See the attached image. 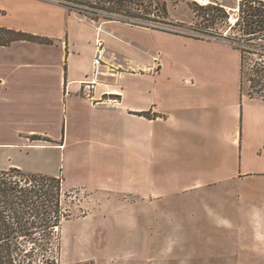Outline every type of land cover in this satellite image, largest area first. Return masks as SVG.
Masks as SVG:
<instances>
[{"label":"crops","instance_id":"0c3cea01","mask_svg":"<svg viewBox=\"0 0 264 264\" xmlns=\"http://www.w3.org/2000/svg\"><path fill=\"white\" fill-rule=\"evenodd\" d=\"M14 1L16 20L0 5V27L54 42L0 45V151L56 150L80 170L82 189L132 195L135 205L193 195L264 205V100L244 92L236 45ZM98 38L105 65L91 98L81 83ZM106 93L119 94L120 105L94 104ZM10 167L21 168L0 169Z\"/></svg>","mask_w":264,"mask_h":264},{"label":"rangeland","instance_id":"374dc122","mask_svg":"<svg viewBox=\"0 0 264 264\" xmlns=\"http://www.w3.org/2000/svg\"><path fill=\"white\" fill-rule=\"evenodd\" d=\"M212 1H220L224 7L201 8L190 0H167V6L173 15L187 20L180 23L187 33L215 36L227 32L239 37L241 32L226 25L225 17L213 18L211 14H217L212 8L223 7L227 16L226 9L236 8L237 0ZM0 5L9 8L7 20L13 21L22 7L14 0H0ZM140 9L138 18L123 15L145 25L157 18L155 9L147 13ZM2 15L0 12V20ZM168 20L174 22L169 12ZM20 52L14 50L12 55L20 56ZM249 85L244 78L247 95ZM10 163L27 172L64 176L70 217L62 227L61 264H264V205L258 198L251 205H239L233 199L229 205H210L202 195L188 200L171 196L157 200L156 205H135L137 199L132 195L82 189L80 170L65 162L56 150H1L0 166ZM77 185L80 187L73 188ZM224 196L229 199L228 194Z\"/></svg>","mask_w":264,"mask_h":264},{"label":"trees","instance_id":"16d2710c","mask_svg":"<svg viewBox=\"0 0 264 264\" xmlns=\"http://www.w3.org/2000/svg\"><path fill=\"white\" fill-rule=\"evenodd\" d=\"M47 1L96 21L104 18L140 25L120 17L129 13L138 18L140 7L145 13L155 9L157 18L152 19L154 21L168 18L167 0ZM153 6L154 9L148 11ZM239 7L240 20L236 28L241 33L236 36V46L241 51L242 82L244 78L249 82L250 97L264 100V0H241ZM212 9L217 10V14L211 13L213 18L226 17L223 7ZM144 26L156 28L150 24ZM14 41L54 42L39 35L0 27V45ZM142 115L150 116L149 113ZM63 183L61 176L31 173L18 167L0 169V264H61L62 227L70 217L69 206L65 205L69 194Z\"/></svg>","mask_w":264,"mask_h":264},{"label":"built area","instance_id":"2783aa9c","mask_svg":"<svg viewBox=\"0 0 264 264\" xmlns=\"http://www.w3.org/2000/svg\"><path fill=\"white\" fill-rule=\"evenodd\" d=\"M195 5L199 7H208L210 5L214 6H223L221 5L220 1H212V0H190ZM224 7V6H223ZM228 15L225 17V24L228 25L230 28L237 27V23L240 20V9L239 5L236 8H227ZM121 18L127 20L125 16H120ZM160 19V18H158ZM162 22L154 21L151 19V24L154 25L158 29L166 30L169 32L182 34V35H191L198 38H209V39H222L229 43H232L233 45H236V36L228 35L227 32L217 33L215 36L206 35L203 34L200 31H193L191 34L186 32V27L182 26L180 23L177 22H171L168 20V18L160 19ZM139 23V22H137ZM139 25V24H138ZM140 25H145L140 23ZM148 25V24H147ZM95 53L93 58V67H92V73L89 78L84 80L81 83V90L84 95L87 97L92 96V92L95 91L99 79L102 72V68L105 65V54H106V46L102 38H98L95 43ZM92 98V97H91ZM94 104H103L108 107H118L120 105V95L116 93H106L98 100H94Z\"/></svg>","mask_w":264,"mask_h":264}]
</instances>
